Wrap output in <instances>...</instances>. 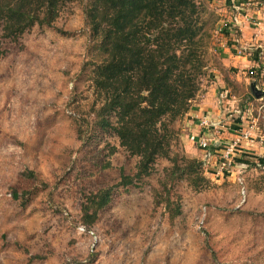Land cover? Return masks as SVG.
I'll return each instance as SVG.
<instances>
[{
  "label": "rangeland",
  "instance_id": "obj_1",
  "mask_svg": "<svg viewBox=\"0 0 264 264\" xmlns=\"http://www.w3.org/2000/svg\"><path fill=\"white\" fill-rule=\"evenodd\" d=\"M88 1L70 0L52 27L37 25L17 40L0 26V264H264V144H239L227 158L223 145L211 158L185 137L180 118L171 157L202 161L200 179L171 180L173 163L161 158L150 176L120 186L139 159L101 127L94 70L106 55L86 25ZM195 1L208 42L206 86L220 64L218 37L235 28L224 0ZM244 93L263 94L237 91ZM263 104L253 99L251 113ZM236 119L251 127L248 117L230 124ZM104 189L111 202L87 218L89 198Z\"/></svg>",
  "mask_w": 264,
  "mask_h": 264
},
{
  "label": "trees",
  "instance_id": "obj_2",
  "mask_svg": "<svg viewBox=\"0 0 264 264\" xmlns=\"http://www.w3.org/2000/svg\"><path fill=\"white\" fill-rule=\"evenodd\" d=\"M69 1L0 0L3 37L17 40L37 25L52 27ZM84 15L106 55L94 70L101 127L114 130L121 147L139 159L137 172L122 175L120 186L128 188L150 176L161 158L173 163L171 180L185 174L200 179L202 161L190 157L180 165L178 157H171L179 135L174 123L188 114L207 75L208 42L196 1L89 0ZM259 161L264 164L263 158ZM112 194V189L93 193L85 216L93 210L97 217ZM166 206L171 210L170 198ZM179 214L176 208L174 215Z\"/></svg>",
  "mask_w": 264,
  "mask_h": 264
},
{
  "label": "crops",
  "instance_id": "obj_3",
  "mask_svg": "<svg viewBox=\"0 0 264 264\" xmlns=\"http://www.w3.org/2000/svg\"><path fill=\"white\" fill-rule=\"evenodd\" d=\"M224 1L227 7L224 6L222 12H225V17L229 20L227 23L233 24L235 29L234 32L227 30L218 37L220 44L216 47V52L220 61L219 67L211 68V74L208 75L210 82L202 86V94L192 103L190 111L181 120L182 131L185 137H190L192 143L200 149L199 139L208 131L203 126L207 122L213 131L219 127L220 134L216 138L222 143L230 144L229 141L241 139V144H245L246 149L258 151L259 144L243 140L242 133L251 131L253 136H258L260 128L253 126L260 119H264V111L260 109H256L257 113L252 114L253 99L264 101V0ZM229 1L236 3L235 10L229 6ZM252 83H256L263 93L259 95L260 98L255 95L249 97L247 93L243 96L237 94L238 90H245V86L252 91ZM239 116L243 120L248 117L251 127L245 128L240 119L230 124L232 117ZM201 152H208L213 158L214 152L217 151L212 152L211 148L208 151L201 149Z\"/></svg>",
  "mask_w": 264,
  "mask_h": 264
},
{
  "label": "built area",
  "instance_id": "obj_4",
  "mask_svg": "<svg viewBox=\"0 0 264 264\" xmlns=\"http://www.w3.org/2000/svg\"><path fill=\"white\" fill-rule=\"evenodd\" d=\"M225 30V29H223ZM221 30V31H223ZM228 30V29H226ZM231 31V30H230ZM240 54H242V51L240 52ZM253 74V73H252ZM204 127L207 128V133L204 134V136H201V138L199 139V148L204 150V151H208L211 148H214L215 150H217L220 146H227V153H226V158L228 156H232V152L234 151L235 146H238L239 144H241V139H237L234 142H232V144H226V143H222V141L219 138H216L217 135H219V127L214 129V131L210 128V124L205 122L203 124ZM258 126V122L254 124L253 128H256ZM253 138V133L251 131H246L242 133V139L243 140H247L250 142H254V143H261V145L264 144V135H262V133L260 132L258 134V136L256 138L260 139V142H256ZM217 144V145H216ZM226 167V164L223 163L222 166L219 169H223ZM79 230L81 231V233H86L87 229L84 226H81L79 228Z\"/></svg>",
  "mask_w": 264,
  "mask_h": 264
},
{
  "label": "water",
  "instance_id": "obj_5",
  "mask_svg": "<svg viewBox=\"0 0 264 264\" xmlns=\"http://www.w3.org/2000/svg\"><path fill=\"white\" fill-rule=\"evenodd\" d=\"M251 89H252L253 92H255V91H257V90L259 91V89L257 88V84H256V83H252V84H251ZM256 96L259 97L258 94H256ZM259 98H260V97H259ZM216 145H217V144H216Z\"/></svg>",
  "mask_w": 264,
  "mask_h": 264
}]
</instances>
